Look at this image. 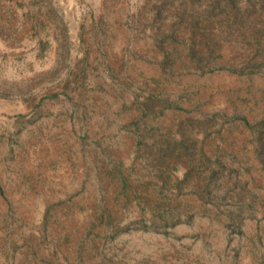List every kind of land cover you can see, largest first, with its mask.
I'll return each mask as SVG.
<instances>
[{
  "label": "rangeland",
  "instance_id": "obj_1",
  "mask_svg": "<svg viewBox=\"0 0 264 264\" xmlns=\"http://www.w3.org/2000/svg\"><path fill=\"white\" fill-rule=\"evenodd\" d=\"M0 264H264V0H0Z\"/></svg>",
  "mask_w": 264,
  "mask_h": 264
}]
</instances>
